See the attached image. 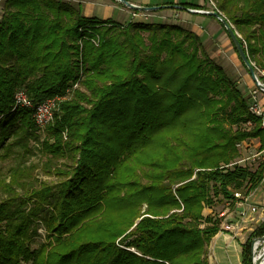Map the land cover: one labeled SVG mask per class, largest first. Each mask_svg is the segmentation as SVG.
Wrapping results in <instances>:
<instances>
[{"label": "trees", "instance_id": "trees-1", "mask_svg": "<svg viewBox=\"0 0 264 264\" xmlns=\"http://www.w3.org/2000/svg\"><path fill=\"white\" fill-rule=\"evenodd\" d=\"M74 1L2 4L0 163L15 164L0 171V264H210L221 220L204 210L260 186L264 163L236 162L242 142L264 149L261 120L193 31L87 17ZM212 2L264 84V0ZM19 91L62 98L53 122L38 127ZM263 236L264 222L241 264Z\"/></svg>", "mask_w": 264, "mask_h": 264}, {"label": "crops", "instance_id": "crops-1", "mask_svg": "<svg viewBox=\"0 0 264 264\" xmlns=\"http://www.w3.org/2000/svg\"><path fill=\"white\" fill-rule=\"evenodd\" d=\"M128 1L132 4L139 5V6L151 5L154 7L160 5L164 2L165 3L173 2L174 5H160V6H158V7H161L159 10H157L155 12H149L148 15H149L150 21L148 20L147 22H154V21H152V19H154V20L156 19V20L160 21L157 23L179 24L178 22H168L169 18H178L179 17L185 21V23H186L185 26L187 27V29L193 31L194 33H196L198 36L201 37L205 46L209 40V34L207 33L206 28L202 27V25H206V27L211 26V28L213 30L216 29L215 23L211 20L207 21L208 20V19H206L207 17H203L205 15L192 14V13H189L188 11L176 8L177 4H181V3L189 4V2H188L189 0H184L185 2L183 0H159L158 3H151L150 2L149 4L142 3L141 2L142 0H136V1L135 0L134 1L128 0ZM143 1H146V0H143ZM3 2H4V0H0V18L2 16V9H3L2 4H3ZM81 3L84 6V8L88 9L87 14H85V16H87V17H95L93 15L100 14L102 9L105 8V9H107V11H104L106 18H101V19H110V18L113 19L114 14L116 12H118V13H121L122 16H124V18L122 21H117V22L128 23L131 21H136L132 17V14H133L132 11H131L132 13H130V11H128V10L126 11V9H125V11H122V9L119 6H117L116 4H113L112 2L110 3L109 0H90L87 2L81 1ZM199 5H200V7H204L205 9H208V3H206V5H204V3H201ZM213 19H215V18H213ZM161 21H163V22H161ZM213 35L214 34H212V36ZM243 82H244V85H241L239 83L240 84L239 88L242 90L243 93H245L249 97V95L254 91V85H253L254 81L251 78V76L249 75V73H248V75L243 76ZM258 102H259L260 106L264 109V94H262L260 92H259V96H258ZM251 143H252L253 147L255 148V150L258 151L256 153H261L263 151V149H261V142L259 139H253V140H251ZM263 157L264 156L262 155L259 158L262 161V163H264ZM250 206H257V207H259V209H264V178H263L260 186L254 192L250 193V198L244 206L241 207V205L238 204V202H233L232 205L230 206V208H226V206H224L225 208L222 211L229 212L230 221L236 223L240 219V213L243 210L247 211V209H249ZM214 210H217V207L213 210L212 209H208V210L205 209L204 214L206 213V211H208V214H210ZM254 224L255 223H253V222L241 223L240 224L241 229L236 230L234 235L220 231L213 238V240L210 244L209 252L211 254H213V259L209 258V263L210 264H222L225 257L227 260L229 259V261H231V260H234V257L236 255H237V258L240 260V263H241V255L240 254L242 253V245H244L246 243L248 238L251 236L252 232H254L253 231L254 227H252V225H254ZM257 226H259V224H257ZM245 230H248L249 233L251 232L250 236H248L247 240L245 239V236H244Z\"/></svg>", "mask_w": 264, "mask_h": 264}, {"label": "rangeland", "instance_id": "rangeland-1", "mask_svg": "<svg viewBox=\"0 0 264 264\" xmlns=\"http://www.w3.org/2000/svg\"><path fill=\"white\" fill-rule=\"evenodd\" d=\"M75 1L73 3H76ZM80 1L87 2V1H90V0H80ZM109 1H110V3L112 2L113 4H116L117 6H119L122 9V11H125V9H126V11L127 10L130 11V13L133 12L131 9H129L125 5L117 2L116 0H109ZM130 1H134V0H130ZM158 1L159 0H146V1L142 0L141 2L145 3V4H149L150 2L151 3H158ZM188 2H189V4L198 5V6H200L199 4H201V3H204V5H206L204 0H189ZM104 9H102L100 14H96V15H93V16H95L96 18H99V19L106 18V15H105L104 11H107V9H105V10ZM206 10H211L212 11L213 8H211V6L208 4V9H206ZM87 12H88V9L84 8V6H83V14L85 15V14H87ZM203 17H207L206 18V19H208L207 21L211 20L216 25V29L215 30H213L211 28V26L210 27H206V25H202V27L206 28L207 33L209 34V40H208V42H207V44L205 46L206 50L209 53V55L212 56L213 57L212 59H214L219 65H221L224 68V70L226 71L228 76L231 77L234 81H236L238 86L240 84L244 85L243 76L248 75L247 70L244 68V66L242 65L240 59L238 58V55L236 54V52H235V50H234V48L232 46L231 40L228 37V34L226 33V31L222 27L223 25L219 21L213 19L212 17H209V16H203ZM123 18H124V16H122V14L118 13V12H116L114 14V16H113V19L116 20V21H122ZM149 21H150V18H149ZM152 21H154L155 23L160 22V21H158L156 19L155 20L152 19ZM161 22H163V21H161ZM168 22H178L179 25H182L183 27H186L185 26L186 25L185 21L182 20L179 17L178 18H169ZM211 33L214 34V35L212 36ZM253 85H254V90H257V86L255 85V83ZM256 152H258V151H256L255 148L252 145L246 151L243 152V154L241 156V159L242 158H247L250 155L255 154ZM28 162L29 163L34 162L36 164H39L40 167H42V164H43L42 163L43 162L42 158L38 154H37V156L31 157L28 160ZM261 163H262V161L260 159L253 161L252 158H251V159L243 162L241 165L243 167H247L250 170H255ZM14 164H15V160L14 161L13 160H9V161H6L5 163H0V171L3 174L6 175L8 173V171H9V168L14 166ZM42 177H43V179H47L48 178V177L43 176V175H42ZM49 179H52V178H49ZM225 204L219 205L217 207V210L212 211L210 214H208V211H206V213L204 215L208 216V215L219 214V212L222 211L225 208L224 207ZM252 227H254V230H255L259 226H257V224L255 223L254 225H252ZM244 233H245V235H244L245 239L247 240V238H248V236H250L251 232L249 233L248 230H245ZM40 234H41V237H38L36 239V243L33 245V248H37L38 245L41 242L44 241L45 232L43 230H41ZM255 239H259V238H254L252 240V244H253ZM263 251H264V243L260 242V246H259V248L257 250V254L260 253V252H263ZM209 255H210L209 258L213 259V254H211L209 252ZM222 264H241V263H240V260L237 258V255H236L234 257V260H231V261H229V259L227 260L226 257H225V259H224Z\"/></svg>", "mask_w": 264, "mask_h": 264}, {"label": "built area", "instance_id": "built-area-1", "mask_svg": "<svg viewBox=\"0 0 264 264\" xmlns=\"http://www.w3.org/2000/svg\"><path fill=\"white\" fill-rule=\"evenodd\" d=\"M205 3H208L211 8H213L212 11L215 9V5L212 2V0H204ZM191 12H198L200 10L190 9ZM149 12H139L135 13L133 12L132 17L134 20H143L148 21L149 20ZM259 92L261 91L254 90L250 96H249V110L250 112L255 116L258 117L261 120V128L264 130V109L260 106L258 102V96ZM263 94V93H262ZM62 98L55 97L47 99L46 101L35 105L25 94L24 91H19L16 94V102L18 105L22 107H26L28 109H31L33 111V117L38 125V127L44 129L48 125H50L53 122L54 119V113L57 111L59 103L62 101ZM252 146L251 140L245 141L239 144L237 147L241 153L243 154L244 151H246L249 147ZM264 156V149L261 153H255L250 155L247 158H240L236 164L241 165L243 162L249 160L252 158L253 161L259 159L261 156ZM264 158V157H263ZM242 166V165H241ZM250 198V194H246L243 190L235 191L234 192V200L226 202L225 206L226 208H230L233 202H238V204L244 206ZM227 210V209H226ZM218 218L221 220V231L235 234L236 230L241 229L240 224L241 223H247V222H253L256 224H262L264 222V209H259L257 206H250L247 211H242L240 213V219L234 223L230 221L229 212L227 211H221L219 214H217ZM257 216V217H256ZM260 242L258 239H255L252 244V253H253V259L256 257L257 250L260 246L257 245V243Z\"/></svg>", "mask_w": 264, "mask_h": 264}, {"label": "water", "instance_id": "water-1", "mask_svg": "<svg viewBox=\"0 0 264 264\" xmlns=\"http://www.w3.org/2000/svg\"><path fill=\"white\" fill-rule=\"evenodd\" d=\"M116 1L125 5L129 9H131L133 11H138V12H155L161 8L158 6H155V7L154 6H151V7L139 6V5L132 4L127 0H116ZM176 8L177 9H184L181 6H177ZM185 11H188L189 13H192V14L205 15V16L215 18L217 21H219L223 25V27L225 28V31L227 32V34L231 40V43L234 46V50L236 51V53H237L238 57L240 58V60L242 61V63L245 65L249 75L251 76L255 85L257 86V89L259 91H261V93L264 94V84L259 80L252 63L249 60V57L247 56V53L244 51L243 47L241 46V44L239 42V35L234 30L233 26L226 20V18L223 17V15L217 11L200 10L198 12L197 11L191 12L190 9H186ZM258 240L260 242L264 243V236L259 238ZM253 264H261V262L257 261V258L255 257L253 259Z\"/></svg>", "mask_w": 264, "mask_h": 264}, {"label": "bare ground", "instance_id": "bare-ground-1", "mask_svg": "<svg viewBox=\"0 0 264 264\" xmlns=\"http://www.w3.org/2000/svg\"><path fill=\"white\" fill-rule=\"evenodd\" d=\"M260 242L257 243L259 245ZM257 261L261 262V264H264V251L260 253H256Z\"/></svg>", "mask_w": 264, "mask_h": 264}]
</instances>
